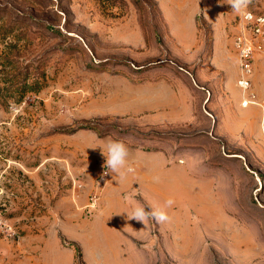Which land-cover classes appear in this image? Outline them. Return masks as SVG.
Wrapping results in <instances>:
<instances>
[{
	"label": "rangeland",
	"instance_id": "374dc122",
	"mask_svg": "<svg viewBox=\"0 0 264 264\" xmlns=\"http://www.w3.org/2000/svg\"><path fill=\"white\" fill-rule=\"evenodd\" d=\"M192 1L209 5L221 22L214 31L197 15L204 56L212 33L230 54L237 14L225 0H0V239L8 244L0 264H35L39 243L42 264H264V120L257 113L252 130L239 120L234 140L203 129L188 136L196 162L186 189L173 193L184 198L164 210L167 221L149 217L141 238L95 215L102 139L174 135L146 129L141 114L110 109L127 104L118 95L140 77L183 71L173 59L183 34L176 10ZM250 8L264 13V0H250ZM150 64L162 66L144 73ZM227 76L240 91L238 76ZM251 80L249 105L261 108L264 67H254ZM195 87L209 95L206 83Z\"/></svg>",
	"mask_w": 264,
	"mask_h": 264
},
{
	"label": "crops",
	"instance_id": "0c3cea01",
	"mask_svg": "<svg viewBox=\"0 0 264 264\" xmlns=\"http://www.w3.org/2000/svg\"><path fill=\"white\" fill-rule=\"evenodd\" d=\"M209 8L206 3L195 4L192 1V4L186 5L183 10H176V29L181 30L180 27L183 26V34L180 35L181 49L177 48L173 59L177 61L178 66L182 65L186 69L182 71L178 67V70L168 72L166 77H140L139 81L132 83L118 95L126 96L127 104L110 109V114L114 115L141 114L140 124L146 126V129L167 128L169 133H174L170 139L153 135L143 136L138 141L119 139L128 146L129 162L134 172L124 177L105 173L103 178L102 199L95 215H101L107 228H113L132 240L141 238L145 233L148 219L141 222L129 218L124 212L129 210L131 205L140 202L145 204L146 210L149 209L148 205L167 210L169 207H165V200L171 198L176 201L184 198L185 193H179L176 199L173 193L174 189H186L185 184L190 180L189 171L196 162L192 151L194 148L189 145L191 137L188 136L191 133H202L200 129H203L209 130L207 133L218 136L224 134L223 136L234 140L235 135L239 133V120L247 122L251 130L258 125L254 126L252 123L254 114H259L260 120H264V106L255 108L249 105L254 102L243 105L245 94L242 88L239 86L238 91L236 84L228 81V73L232 72L238 76V62L232 40L230 45L233 51L224 54L222 51L227 41L224 44L219 35L212 33V36L208 37L210 53L208 57L204 56L205 45L198 35L197 15L214 31L221 24L218 18H213ZM182 16L187 18L184 20ZM263 58L264 53L255 57L253 68L264 67ZM161 66L147 65L144 73ZM196 80L206 83L209 95L195 87ZM212 95L214 97L210 98ZM204 105L209 109L206 110ZM239 105L242 108H239ZM224 117L225 127L218 121L219 118L224 120ZM251 130H248V133H251ZM257 135L260 136V133ZM259 138L262 139L261 136ZM107 139L117 138L106 136L102 142ZM6 246L7 242L0 239V249ZM35 248L41 255L35 256V262L42 264L43 244L39 243ZM2 258L4 256L1 255L0 259ZM8 262L11 260L8 259Z\"/></svg>",
	"mask_w": 264,
	"mask_h": 264
},
{
	"label": "built area",
	"instance_id": "2783aa9c",
	"mask_svg": "<svg viewBox=\"0 0 264 264\" xmlns=\"http://www.w3.org/2000/svg\"><path fill=\"white\" fill-rule=\"evenodd\" d=\"M247 15L237 14L236 32L232 36V46L238 62V84L245 94L242 104L254 102L252 88L253 62L257 54L264 53V13L250 8Z\"/></svg>",
	"mask_w": 264,
	"mask_h": 264
},
{
	"label": "clouds",
	"instance_id": "9594fccd",
	"mask_svg": "<svg viewBox=\"0 0 264 264\" xmlns=\"http://www.w3.org/2000/svg\"><path fill=\"white\" fill-rule=\"evenodd\" d=\"M231 7V11L240 15H247L246 9L249 0H225ZM104 157V172L114 173L117 176L124 177L128 173L134 172V168L129 162V149L128 146L119 139H107L102 143V145H97ZM158 179V178H154ZM129 199H134V197H129ZM174 203L173 199L169 198L164 201L165 207H170ZM149 210H146L145 204L137 202L130 206V209L124 213L132 219L137 221H145L149 217L157 222H165L169 219L168 214L163 208L159 206L148 205Z\"/></svg>",
	"mask_w": 264,
	"mask_h": 264
}]
</instances>
